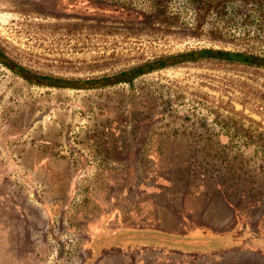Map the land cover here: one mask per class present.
<instances>
[{
    "label": "rangeland",
    "instance_id": "1",
    "mask_svg": "<svg viewBox=\"0 0 264 264\" xmlns=\"http://www.w3.org/2000/svg\"><path fill=\"white\" fill-rule=\"evenodd\" d=\"M117 4L0 0V264H264V246L250 243L93 258L104 222L160 221L171 191L214 227L231 202L264 237V69L202 59L121 76L201 49L264 56V32L250 25L264 7L235 3L214 19L185 0L164 12L137 0L141 14H108Z\"/></svg>",
    "mask_w": 264,
    "mask_h": 264
},
{
    "label": "crops",
    "instance_id": "2",
    "mask_svg": "<svg viewBox=\"0 0 264 264\" xmlns=\"http://www.w3.org/2000/svg\"><path fill=\"white\" fill-rule=\"evenodd\" d=\"M184 191V190H183ZM178 193L171 191L162 194L166 217L159 221L152 214L141 215L143 228H136L137 223L126 224L119 228H110L109 221L101 225V229L95 232L100 240L108 241L106 245L94 249L93 258H97L102 251L107 249H119L123 251H136L140 249H157L168 253L182 255H202L214 252H224L234 248L233 228L237 225L235 214L221 222V227L205 224L192 225L195 221L186 214L191 207L188 206L187 192ZM229 209V207H228ZM231 211V207L229 209ZM168 214V216H167ZM165 221V222H164ZM166 221H169L167 225ZM160 222V223H159ZM104 227L109 231L104 232ZM235 243V242H234Z\"/></svg>",
    "mask_w": 264,
    "mask_h": 264
},
{
    "label": "trees",
    "instance_id": "3",
    "mask_svg": "<svg viewBox=\"0 0 264 264\" xmlns=\"http://www.w3.org/2000/svg\"><path fill=\"white\" fill-rule=\"evenodd\" d=\"M117 5H112L109 9L108 14L112 15H121V16H134L133 14H141L142 9L136 10L133 8L132 3H136L137 0H127L123 2H120V0H117ZM143 3H145V6L142 8H147L148 10H154L157 12H164L167 10L169 3L173 2V0H141ZM254 4L258 3V5L264 7V0H250ZM126 2H129L128 4ZM249 2V0H185V3L187 7H196L199 8V6H202V10L207 14L206 17L210 16V18L216 19L217 16L223 17L222 14L224 12H227V7L234 5L235 3H246ZM87 6V4H84ZM256 11H262L263 8H259L256 6H253ZM101 9V8H100ZM107 10V9H106ZM198 10V9H196ZM263 12V11H262ZM215 15H210V14ZM264 13V12H263ZM204 14V15H206ZM263 17V16H262ZM257 23V24H256ZM256 24L257 29L259 32H264V19L258 18L255 21H252L250 23L251 26H254ZM249 25L245 24L244 28L245 30H248L247 28ZM259 27V28H258ZM216 60V61H223L233 64H243V65H255L258 67H261L264 69V56H261L257 53H250L247 51H224V50H212V49H201V50H194L186 53H180L175 54L167 57L158 58L155 61L147 62L145 64L138 65L136 67H133L131 70L123 72L121 76H127V80L131 83V79L136 78L138 76L150 73L151 71H154L159 68H165L167 66L171 65H178V64H184L190 61H198V60ZM169 60L170 63H166V61ZM116 77H106L104 80H109ZM49 78V77H47ZM104 81L103 79H100ZM227 200V199H226ZM225 200V201H226ZM228 206L231 209H233V212L235 214L236 220L238 221L237 225L233 228L234 235L237 237L236 240H234L232 246L241 245V244H254V245H261L264 246V237H262L253 226H248L247 223L242 222L241 216L239 214L238 208L231 204V202H228ZM243 223V231L238 229V226ZM190 224L192 225H202L205 226L200 221H190ZM251 228V231L247 232L246 229Z\"/></svg>",
    "mask_w": 264,
    "mask_h": 264
}]
</instances>
